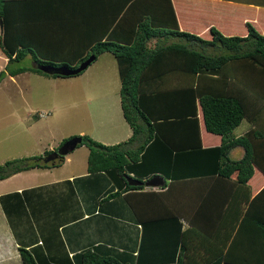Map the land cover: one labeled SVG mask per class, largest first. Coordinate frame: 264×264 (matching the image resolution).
Returning <instances> with one entry per match:
<instances>
[{
    "label": "trees",
    "instance_id": "16d2710c",
    "mask_svg": "<svg viewBox=\"0 0 264 264\" xmlns=\"http://www.w3.org/2000/svg\"><path fill=\"white\" fill-rule=\"evenodd\" d=\"M192 1L0 0V47L8 59L0 82L7 74L28 71L75 77L84 72L68 71L91 56L96 61L103 54L114 56L123 115L133 136L114 146L83 136L78 146L89 148L90 174L115 178L118 191L101 202L125 195L144 226L177 224L175 264H264V0L229 4L234 16L231 12L228 22H220L216 11L209 18L195 8L202 21L187 22ZM154 40L158 44L152 48ZM29 56L34 68L8 71ZM244 121L250 128L237 136ZM238 147L245 155L234 161L230 154ZM54 152L6 162L0 181L59 167L65 157L45 163ZM150 152L169 181L163 191L131 186L125 179L144 181ZM182 217L189 223L186 230ZM19 251L23 264H38L30 250ZM80 260L120 264L91 250Z\"/></svg>",
    "mask_w": 264,
    "mask_h": 264
},
{
    "label": "crops",
    "instance_id": "0c3cea01",
    "mask_svg": "<svg viewBox=\"0 0 264 264\" xmlns=\"http://www.w3.org/2000/svg\"><path fill=\"white\" fill-rule=\"evenodd\" d=\"M218 2L221 5H217ZM229 4L245 6L242 0H193L189 3L186 21L196 22V18L202 21L201 15L195 12V8H202L207 17L210 18L211 11H216L222 15L220 22H228L231 12L234 16ZM238 20L235 17L233 22ZM2 22L0 19V41ZM152 42L156 43L150 47L155 48L158 41ZM0 50L5 57V66L8 59L1 47ZM249 128L248 124L235 134L243 135ZM84 134L79 133L80 136ZM132 136L129 126L127 141ZM89 153L88 149L85 159L76 160L71 167L69 154L59 167L33 169L1 181L10 187L0 188V264H23L20 248L30 250L38 264H81L80 256L89 250L102 257L114 258L120 264H175L179 260L177 224L176 228L144 226L135 217L125 195L101 202L118 188L111 174L88 172ZM150 154L146 160L148 171L143 175L147 176L144 181L163 176L167 186L169 181L157 168L160 163L156 154ZM244 155L245 150L238 147L231 151L230 157L238 161ZM188 171L190 173L194 169ZM163 188L146 190L159 192ZM190 194L187 196L188 211L192 201ZM179 220L182 229L186 230L189 227L186 218Z\"/></svg>",
    "mask_w": 264,
    "mask_h": 264
},
{
    "label": "rangeland",
    "instance_id": "374dc122",
    "mask_svg": "<svg viewBox=\"0 0 264 264\" xmlns=\"http://www.w3.org/2000/svg\"><path fill=\"white\" fill-rule=\"evenodd\" d=\"M4 60L0 50V73L7 67ZM34 66V60L28 57L10 64L8 71ZM91 66L70 78L55 79L28 71L15 77L7 74L1 80L0 166L8 161L39 158L51 150L54 156L64 139L79 137L80 132L107 146L127 141L129 125L121 108L117 60L107 53ZM40 113L50 115L40 118ZM248 124L244 121L236 132ZM88 149L83 145L70 154V167L76 160H84ZM0 186L8 188L10 184L0 181Z\"/></svg>",
    "mask_w": 264,
    "mask_h": 264
},
{
    "label": "water",
    "instance_id": "95a60500",
    "mask_svg": "<svg viewBox=\"0 0 264 264\" xmlns=\"http://www.w3.org/2000/svg\"><path fill=\"white\" fill-rule=\"evenodd\" d=\"M97 57L95 55L91 56L88 60L83 62L77 69L68 71L69 74L78 75L85 72L95 61ZM83 143V138L81 136L72 138L67 143H65L58 152L53 156H49L45 159V163L54 162L59 159V157H67L70 153L74 152L79 145ZM128 184L131 186H140L146 188H163L166 186V180L163 176H155L148 181H141L139 179L133 178L129 175L125 176Z\"/></svg>",
    "mask_w": 264,
    "mask_h": 264
},
{
    "label": "built area",
    "instance_id": "2783aa9c",
    "mask_svg": "<svg viewBox=\"0 0 264 264\" xmlns=\"http://www.w3.org/2000/svg\"><path fill=\"white\" fill-rule=\"evenodd\" d=\"M40 116H41L42 118H46V114H45V113H42Z\"/></svg>",
    "mask_w": 264,
    "mask_h": 264
},
{
    "label": "flooded vegetation",
    "instance_id": "af4514ba",
    "mask_svg": "<svg viewBox=\"0 0 264 264\" xmlns=\"http://www.w3.org/2000/svg\"><path fill=\"white\" fill-rule=\"evenodd\" d=\"M47 158H48V157H47ZM60 160H62L61 157H59L58 162H59Z\"/></svg>",
    "mask_w": 264,
    "mask_h": 264
}]
</instances>
